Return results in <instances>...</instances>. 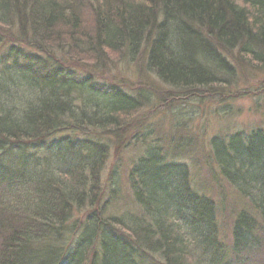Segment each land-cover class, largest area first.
I'll return each mask as SVG.
<instances>
[{
	"label": "trees",
	"instance_id": "16d2710c",
	"mask_svg": "<svg viewBox=\"0 0 264 264\" xmlns=\"http://www.w3.org/2000/svg\"><path fill=\"white\" fill-rule=\"evenodd\" d=\"M18 16L31 31V45L45 48L55 63L28 61L23 78L38 96L25 106L15 104V87L0 83V264H133L137 253L157 264H264L263 129L212 140L220 179L253 210L237 212L227 233L223 207L194 187L188 169L179 167L182 183L161 185L159 172L168 167H158L162 161L151 154L129 172L141 216L104 220L106 146L89 140L52 144L65 132L108 134L129 144L128 132L118 133L152 96L103 89L91 77L76 83L77 59L145 58L148 73L185 94L178 99L202 98L200 90L234 72L230 60L264 65V0H0L3 28ZM3 38L0 32V47ZM57 48L66 50L65 64L49 54ZM73 95L82 97L77 111ZM63 148L71 159L36 176L39 152ZM80 220L84 231L77 242Z\"/></svg>",
	"mask_w": 264,
	"mask_h": 264
},
{
	"label": "rangeland",
	"instance_id": "374dc122",
	"mask_svg": "<svg viewBox=\"0 0 264 264\" xmlns=\"http://www.w3.org/2000/svg\"><path fill=\"white\" fill-rule=\"evenodd\" d=\"M0 32L4 37L0 47V83L6 89L15 87L12 91L17 95L14 98L15 104L25 106L31 99L36 101L38 96L37 91L30 87L31 81L23 78L25 73L30 72L28 61L32 60L35 64L41 58L49 62V66H53L55 62L45 48L31 45L33 44L31 31L20 16L15 19L11 28H3L0 25ZM62 43L64 44L63 41ZM57 50L50 51L49 54H53L54 59L63 60L62 63L65 64L66 58L63 51L66 52V50L62 51L61 48ZM76 61L74 66L77 68L72 72L76 83H82L83 77H91L92 82L103 89L116 87L129 96L133 94L134 97L131 96L133 98L138 95L137 92L153 91L152 96H148V102L141 101L143 104L130 116L127 127L118 133V135L126 133L127 136L128 132V137L129 135L131 137L129 144L127 140L121 142L117 136L108 134L98 136V134L75 133L78 134L75 135L67 132L57 135L54 140L58 141L52 143L53 149L57 148V143L62 140H65L62 142L64 144L68 141L83 143L89 140L106 146L109 159L100 179L105 190L103 201L107 202V206L104 204L105 206L102 205L100 208L101 213L106 208L104 220L108 217L116 221L117 218L124 220L129 216H141L129 186V172L140 159L148 154L162 161V166L158 165V167H168L159 172L163 181L161 185H165L164 181L166 184L170 183V186L182 183L181 176L178 177V170L188 169L189 181L194 184V187L201 194L211 197L219 207H223V213H220V220L225 223L222 226L223 233L229 232L236 213L241 209L253 214L251 206L237 194V191L220 179L218 167L211 153V143L215 138L230 134L248 135L257 129L264 130L263 64L251 60L237 63L230 60L234 72L218 78L216 84L204 89L209 91L208 94L200 90L199 94L202 92L205 94L202 98L193 95V97L187 96V99H178L185 94L164 86L154 74L148 73L145 68V58L131 62L122 57L109 59L103 56L94 63L78 59ZM34 64H31L33 73H35ZM53 68L52 70H55L56 67ZM4 73H10V75H3ZM2 94L3 92L0 91V96ZM72 98L74 99L72 110L77 111L83 104L82 97L73 95ZM2 109L7 112L8 106L3 105ZM148 114H150L149 119L142 121ZM68 155L64 148L59 153L57 150H53L51 154H47L44 150L40 151L38 160L41 167L35 175L39 177L41 174H47L50 166L53 171L57 170L58 165L71 159ZM115 175L118 183L114 182ZM109 178H111L110 181ZM165 189L170 191L169 187ZM80 222L82 223L75 232L77 242L84 231V220ZM119 235L125 234L119 233ZM3 239L1 238L0 242ZM64 239L69 241L67 234ZM2 249L0 247V250ZM132 262L133 264H157L147 255L138 253L134 255Z\"/></svg>",
	"mask_w": 264,
	"mask_h": 264
}]
</instances>
